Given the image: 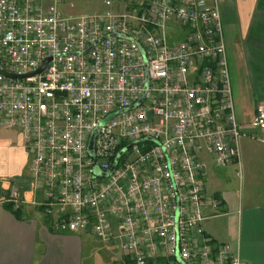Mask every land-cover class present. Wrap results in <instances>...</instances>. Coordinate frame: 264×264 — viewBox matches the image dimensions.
I'll use <instances>...</instances> for the list:
<instances>
[{
  "label": "built area",
  "instance_id": "2783aa9c",
  "mask_svg": "<svg viewBox=\"0 0 264 264\" xmlns=\"http://www.w3.org/2000/svg\"><path fill=\"white\" fill-rule=\"evenodd\" d=\"M64 4L0 0V130L29 155V203L132 264H245L203 228L202 154L229 166L242 136L217 5L73 16ZM249 125L264 131V104Z\"/></svg>",
  "mask_w": 264,
  "mask_h": 264
},
{
  "label": "crops",
  "instance_id": "0c3cea01",
  "mask_svg": "<svg viewBox=\"0 0 264 264\" xmlns=\"http://www.w3.org/2000/svg\"><path fill=\"white\" fill-rule=\"evenodd\" d=\"M205 2L215 3L220 13L229 76L230 68L237 75L231 85L237 93L235 116L241 137H246L239 143V160L229 166L218 165L202 154L205 167V156L214 163L212 172L206 171L208 202L203 207V228L214 242L228 243L243 263L264 264V147L259 154L251 144L259 139L258 144L264 146L260 142L264 131L249 125L257 107L264 104V0ZM15 135V140L0 138V264H96L93 259L100 255L104 262L98 264H116L112 259L120 250L115 244L101 243L86 231H54L50 218L29 203L28 175L23 179L20 175L30 158L19 133ZM240 151L247 160L244 169ZM11 175L21 180H8ZM235 178L240 181L235 183ZM12 183L20 186L23 200L18 217L5 206L11 204L16 209L8 201ZM212 199L219 200L215 209Z\"/></svg>",
  "mask_w": 264,
  "mask_h": 264
},
{
  "label": "rangeland",
  "instance_id": "374dc122",
  "mask_svg": "<svg viewBox=\"0 0 264 264\" xmlns=\"http://www.w3.org/2000/svg\"><path fill=\"white\" fill-rule=\"evenodd\" d=\"M106 1H111L112 4L110 5H106L105 2ZM147 2V0H65V4H64V10L66 11L67 14H71L73 16H78V15H82V14H87V15H92L94 13H98L100 11L103 10H110L115 14H122L125 13L126 11H129L131 9H140L144 3ZM179 34H183L184 31H182L179 27ZM232 72V73H231ZM234 74H236L235 69L230 68V80H231V85L233 86V79H235V82L237 81V75L234 76ZM233 90V88H232ZM236 91L233 90L232 92V96L234 98V106H235V98L237 97L236 95ZM256 95V94H255ZM235 110V108H234ZM249 131H253L256 132L255 130L249 129ZM258 133V132H257ZM17 132L13 131V130H0V138H5V139H13L15 140V137ZM245 137H240L239 139V143L242 142L243 140H245ZM252 137H255V135H253ZM259 138V137H257ZM264 138V137H263ZM262 138V139H263ZM261 142V141H260ZM259 143V139H255L254 142H252V149L253 151H258V153L260 154L261 148L264 147L262 144H258ZM258 148H254L257 147ZM205 155H203L204 157ZM204 160L206 161V171L208 172H212V170L214 169V163L212 162V160H209L208 157H204ZM246 158L243 156V154L240 151V163H242V169L245 168L246 165ZM238 167V171L240 170V172L242 171L241 168ZM27 165L25 164L24 166V173L22 175H20V177H22L21 179H23V177L27 176ZM28 178V177H27ZM19 177L16 176H9L8 180L10 181H19L21 180ZM236 182L238 183L240 180L239 178H235ZM15 184V183H12ZM11 184V187H12ZM11 190V188H10ZM10 197V196H9ZM93 239V238H92ZM94 240V239H93ZM103 255L100 256H95L93 261L96 262V264L98 263H102L104 262V257H102ZM112 262H115L116 264H132V262H130V260L128 258H126L123 253L121 251H118V253L115 255V257L112 259Z\"/></svg>",
  "mask_w": 264,
  "mask_h": 264
},
{
  "label": "trees",
  "instance_id": "16d2710c",
  "mask_svg": "<svg viewBox=\"0 0 264 264\" xmlns=\"http://www.w3.org/2000/svg\"><path fill=\"white\" fill-rule=\"evenodd\" d=\"M10 211H12L14 214H15V216H19V210L18 209H13L12 208V206H11V204H7V205H5ZM39 210H42L41 208H38ZM157 264H163V263H161V262H156ZM150 264H153V263H150Z\"/></svg>",
  "mask_w": 264,
  "mask_h": 264
},
{
  "label": "water",
  "instance_id": "95a60500",
  "mask_svg": "<svg viewBox=\"0 0 264 264\" xmlns=\"http://www.w3.org/2000/svg\"><path fill=\"white\" fill-rule=\"evenodd\" d=\"M48 61H45L44 63H43V65L35 72V73H40L42 70H43V68L45 67V65H46V63H47ZM92 141H93V136H92V138H91V140H90V142H89V150L91 151V149H92Z\"/></svg>",
  "mask_w": 264,
  "mask_h": 264
}]
</instances>
